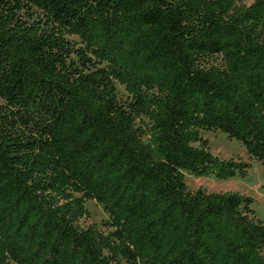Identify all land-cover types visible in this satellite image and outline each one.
<instances>
[{"label":"trees","instance_id":"16d2710c","mask_svg":"<svg viewBox=\"0 0 264 264\" xmlns=\"http://www.w3.org/2000/svg\"><path fill=\"white\" fill-rule=\"evenodd\" d=\"M238 2L0 0V264H264L253 199L185 182L251 167L208 131L264 167V0Z\"/></svg>","mask_w":264,"mask_h":264},{"label":"rangeland","instance_id":"374dc122","mask_svg":"<svg viewBox=\"0 0 264 264\" xmlns=\"http://www.w3.org/2000/svg\"><path fill=\"white\" fill-rule=\"evenodd\" d=\"M254 0H239V6H248ZM71 41L79 42L75 36H70ZM118 97L125 101L128 100V93L124 86L116 85ZM203 137L209 140L210 151L220 159L242 160L250 162L251 167L245 177H232L227 179H218L214 175H192L185 173V182L188 189L197 190L203 188L208 192L215 193H237L249 196L253 199L251 207L255 210L258 219L264 221V167L256 160H249L245 148L236 140L231 139L222 131L203 132ZM86 207L89 211V217L82 218L80 225L88 227L91 224L101 225V222L108 216L104 213L102 207L95 201H87Z\"/></svg>","mask_w":264,"mask_h":264}]
</instances>
